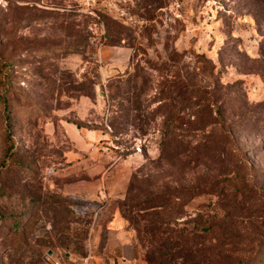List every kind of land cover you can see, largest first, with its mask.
<instances>
[{"label": "rangeland", "instance_id": "obj_1", "mask_svg": "<svg viewBox=\"0 0 264 264\" xmlns=\"http://www.w3.org/2000/svg\"><path fill=\"white\" fill-rule=\"evenodd\" d=\"M262 60L264 0H0V264H264Z\"/></svg>", "mask_w": 264, "mask_h": 264}, {"label": "trees", "instance_id": "obj_2", "mask_svg": "<svg viewBox=\"0 0 264 264\" xmlns=\"http://www.w3.org/2000/svg\"><path fill=\"white\" fill-rule=\"evenodd\" d=\"M258 67H262V70H255V73L256 74H259L262 78H264V60L260 61L259 64H258ZM181 91H182V96L184 97L186 93H188V88H186L184 85L181 86ZM180 91V92H181ZM3 111H4V122H5V131H6V137L5 139L8 140V144H7V147L5 145V155L7 156H10V158H12L14 155H15V146H14V142H13V139L11 137V133H9V128H10V118H9V115L7 114L8 112V108H7V105L5 103V101L3 100ZM214 109V108H213ZM120 117H117L116 115H114L112 117V121L109 123V126L110 128L114 129L117 128L118 126V122H123L125 120H128V116L125 117V118H120ZM77 129H80V127L78 125H75ZM163 243L162 244H159L157 245V242L155 243L154 245V248H153V264H158L156 263V260H158V258L156 257H159L161 258L162 257V254H163ZM155 254H157L156 256H154ZM151 259H148V261H146L147 264H151Z\"/></svg>", "mask_w": 264, "mask_h": 264}]
</instances>
